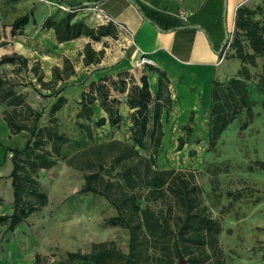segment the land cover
Returning <instances> with one entry per match:
<instances>
[{"label": "trees", "instance_id": "trees-1", "mask_svg": "<svg viewBox=\"0 0 264 264\" xmlns=\"http://www.w3.org/2000/svg\"><path fill=\"white\" fill-rule=\"evenodd\" d=\"M261 1L240 5L235 11L234 34L224 49L228 46L229 57L237 60L238 68L234 74L212 81L207 125L209 148L215 146L220 134L243 112L247 118L252 117L253 101L247 89V82L252 79L249 67L257 65L256 58L264 59V22L254 20L252 15L253 6ZM57 2L65 5L62 0ZM89 7L92 6H69L73 10ZM71 16L60 20L48 17L42 27L53 28L59 42L79 35L98 39L94 29L81 21L70 23ZM28 20V15L15 18L11 24L12 35L21 34ZM84 53V62L89 64L98 62L102 52L96 53L86 45ZM3 64L11 66L10 71H0L3 120L11 135H22L23 146L8 149L13 164L10 173L13 212L10 216H0V223L9 219V228L12 229L44 206L46 195L40 191L37 174L63 160L67 166L83 173L82 192L103 196L114 206L116 215L110 217L107 223L126 228L129 239L127 252L119 249L113 241H102L91 244L88 252H67L65 259L52 264H179L178 261L185 257L188 264H206V249L213 252L217 249L220 224L202 203L201 190L193 182L196 171L159 168L155 154L147 157L141 152L147 148L146 143L159 144L163 137L160 118L168 99L162 86L153 98L144 76L140 78V84L126 73L117 80L103 78L91 82L87 90L81 93L76 121L87 139L86 145L66 157L63 152L65 148H72L71 140L59 128L56 116L65 99L57 98L49 108L46 123L42 125L43 111L34 108L16 90L19 81L13 75L25 78L26 73L31 72L41 88L54 92L58 81H64L74 73L69 60H65L62 67L54 66L52 78L48 81L43 80L39 63L29 67L28 60L21 55L0 57V65ZM258 79L259 88L264 93V64ZM128 83L126 103L133 109L131 125L127 128L128 138L95 142L90 124L93 115L91 106L97 102L111 126H115L120 121L117 114L119 100L112 92L125 93ZM59 91L55 92V96ZM104 122L105 118L102 117L95 124L100 127ZM189 122H192V118ZM182 128L185 134L177 138L178 151L192 136V126ZM140 199L161 206L157 211L148 204L141 209L137 203ZM40 262V256L36 254L34 264Z\"/></svg>", "mask_w": 264, "mask_h": 264}, {"label": "crops", "instance_id": "crops-1", "mask_svg": "<svg viewBox=\"0 0 264 264\" xmlns=\"http://www.w3.org/2000/svg\"><path fill=\"white\" fill-rule=\"evenodd\" d=\"M252 1L254 0H62L65 4L63 6L57 0H2L0 45L3 44L6 49L1 54L21 55L28 60L29 67L39 61L45 67L44 81L52 78L54 66L62 67L64 61L69 60L74 73L66 80L58 81L54 92L43 89L49 91L52 100L37 109L43 111L40 122L44 125L50 106L58 97L64 98L65 102L56 112L58 126L65 133L70 130L79 135L84 143L87 139L76 125L81 93L87 90L91 82H98L103 78L117 80L124 73L131 75L137 84H140V78L144 76L153 98L161 86L165 89L168 102L160 118L162 128L167 124L181 128L186 125L207 127L213 79L222 80L238 67L237 60L229 57L228 46L220 50L225 32L227 31L230 40L236 9ZM87 3H93L92 7L75 10L69 8ZM94 6L102 9L111 21H101ZM70 14V23L81 21L94 29L98 39L79 35L59 42L53 28L42 27L48 17L60 20ZM21 15H28L29 20L23 26L21 34L12 35L11 24ZM5 18H8L6 23ZM86 45L96 53L102 52L98 62L85 64ZM142 54L149 56L153 65L136 66ZM0 67L11 68L9 64ZM28 74L33 76L30 72ZM129 84L125 93L112 92L119 100L117 114L120 121L115 126H111L106 113L97 102L91 106L93 115L90 124L95 142L101 141L95 138L96 129L101 127L106 128L108 133L102 141L125 140L114 136L113 132L121 127L127 129L131 125L133 109L126 103ZM3 109L4 106L0 103V120L6 126ZM102 117L105 122L97 127L95 122ZM190 118L192 122H189ZM80 121L83 122L81 119ZM5 133L8 141L2 147L0 157V216H10L13 212L14 198L10 177L13 164L8 149L23 146L21 134L11 135L7 126ZM126 135L129 136L128 131ZM15 138L20 141L16 146L9 143V140ZM70 140L74 141L72 138ZM27 221L25 219L12 229L9 228V219L0 223V264H9V261L2 258L8 257L11 254L9 251L13 249H17V254H13L15 257L12 263H23L25 249L21 234ZM32 255L31 264H34L36 252Z\"/></svg>", "mask_w": 264, "mask_h": 264}, {"label": "rangeland", "instance_id": "rangeland-1", "mask_svg": "<svg viewBox=\"0 0 264 264\" xmlns=\"http://www.w3.org/2000/svg\"><path fill=\"white\" fill-rule=\"evenodd\" d=\"M253 10L252 18L264 22V0L253 6ZM5 19L6 23L8 18ZM233 34L234 28L230 32V40ZM4 49L6 47L1 44L0 57L4 56L1 54ZM256 61L255 67H249L252 79L247 82L253 101L252 117L247 118L243 112L220 134L214 147L209 148L208 128L194 125L192 136L178 151L177 138L185 134L184 130L167 124L162 128L164 135L160 143H146L147 148L141 150L147 157L155 154L159 168L196 171L193 182L201 190L202 203L220 224L217 249L215 252L206 249V264H216V261L217 264H264V93L258 85L264 59L258 57ZM39 65L44 74L45 67L41 63ZM237 68L229 75L234 74ZM10 69L0 67V70ZM13 76L19 81L16 90L34 108L44 107L52 100L49 91L41 88L34 75L31 77L27 72L25 78ZM64 129L67 130L66 127ZM5 130L6 126L0 120V157L2 147L8 141ZM125 132L127 129L121 127L113 135L126 139L128 135ZM66 134L74 140L70 145L72 148H65L63 152L67 157L86 144L70 130ZM95 134L100 142L108 136L104 127L96 129ZM19 142L17 138L9 140L14 146ZM37 179L40 191L46 195V204L27 218L21 234L25 249L22 264H31L33 252L40 256L41 264L60 262L66 258L67 252H88L91 244L102 241H113L119 249L127 252L128 230L107 223L116 215V210L103 196L81 191L84 183L81 171L59 160L54 167L39 171ZM137 203L141 209L148 204L155 211L161 206L143 199ZM16 251H9L10 259L9 256L2 259L14 264ZM186 260L187 257L178 263L188 264Z\"/></svg>", "mask_w": 264, "mask_h": 264}, {"label": "built area", "instance_id": "built-area-1", "mask_svg": "<svg viewBox=\"0 0 264 264\" xmlns=\"http://www.w3.org/2000/svg\"><path fill=\"white\" fill-rule=\"evenodd\" d=\"M93 9L98 13V17L101 21H111V18L106 16L103 13L102 9L98 8L97 6H94ZM135 65L136 66L153 65V60L149 56L142 54Z\"/></svg>", "mask_w": 264, "mask_h": 264}, {"label": "water", "instance_id": "water-1", "mask_svg": "<svg viewBox=\"0 0 264 264\" xmlns=\"http://www.w3.org/2000/svg\"><path fill=\"white\" fill-rule=\"evenodd\" d=\"M86 5H88V6H91V5H93V3H87ZM224 26H225V24H224ZM226 27V26H225ZM228 42V33H227V31L225 32V38H224V40H223V42H222V45H221V49L220 50H222L223 49V47L225 46V44ZM220 52V51H219Z\"/></svg>", "mask_w": 264, "mask_h": 264}]
</instances>
